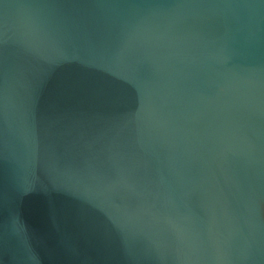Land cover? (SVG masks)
I'll list each match as a JSON object with an SVG mask.
<instances>
[{"label":"water","instance_id":"obj_1","mask_svg":"<svg viewBox=\"0 0 264 264\" xmlns=\"http://www.w3.org/2000/svg\"><path fill=\"white\" fill-rule=\"evenodd\" d=\"M0 264H264V0H0Z\"/></svg>","mask_w":264,"mask_h":264}]
</instances>
